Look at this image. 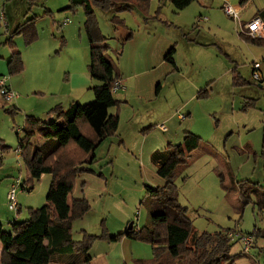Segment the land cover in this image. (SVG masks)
I'll return each mask as SVG.
<instances>
[{
	"label": "rangeland",
	"instance_id": "374dc122",
	"mask_svg": "<svg viewBox=\"0 0 264 264\" xmlns=\"http://www.w3.org/2000/svg\"><path fill=\"white\" fill-rule=\"evenodd\" d=\"M15 2L5 0L8 13L19 12ZM228 3L241 8V19L249 21L264 0H247L242 5L241 0H228ZM69 4V0H36L28 11L29 16H37L39 37L33 47L25 43L23 35L14 37L17 49L24 54V68L27 63L24 75L21 72L10 74L3 58L10 55L7 39L12 26H8L5 10L2 8L0 12V16L4 15L0 18V70L4 62L2 76H7L8 82L16 77L24 87L18 93L27 99L23 101L26 107L45 99L38 97L42 93L34 91L35 84L43 78L36 69H40L42 63L53 74L60 64L66 65L74 56L78 64L87 63L85 12L81 6L76 7L75 12L67 10L65 6ZM223 6L222 0H198L177 14L170 0H151L147 14L138 9L121 12L120 16L127 18L124 20L128 28L111 21L117 14L115 11L94 6L110 47L106 56L122 75L123 87L114 91L121 102L111 108V113L119 114V129L96 149L97 160L91 164L92 171L76 179L70 196L71 199L86 196L91 205L90 211L74 222L75 239L82 238L83 230L98 235L104 228L108 231L115 218L131 219L136 226H143L149 215L147 204L142 202L146 185L162 186L166 182L157 172L152 153L166 148L169 143L182 142L185 132L193 130L205 145L192 153L188 164L176 170L174 181L179 187L180 203L189 207L188 215L200 232L214 233L230 228L251 234L259 230L258 236L253 234L255 246L253 244L247 253L241 241L231 239V255L238 256L234 264H264V212L253 203L243 207L238 193L228 194L219 177L220 172L231 171L239 180L264 184V161L260 157L264 139V48L251 45L241 37L238 23L226 14ZM67 17L78 30L63 42L62 27ZM130 32L134 37L129 39ZM171 47L176 48L173 57L177 67L165 59ZM254 61L263 66L262 81L252 78ZM234 67L253 83L234 85ZM160 83L161 93L157 96L156 87ZM201 90L207 94L198 98ZM252 98L255 105L244 109ZM12 103H6L0 96V138L12 146L7 157H15L12 162L4 161L0 167V220L5 229L10 228L16 213L19 220H24L30 215V208L46 203L52 180L51 174H44L32 190L23 188L28 171L20 157L16 158L19 153L16 147L17 131L26 113L22 109L14 115L9 113ZM165 114L171 116L166 118ZM181 115L185 119H181ZM162 123L166 124L164 131L161 125L157 126ZM249 144L257 155L249 154L246 149ZM210 146L215 152L217 148V157ZM11 181L18 183L21 211L11 210L5 198L13 185ZM227 204L236 215L233 210L232 216L226 212ZM100 240L95 242L94 253ZM138 244L152 251L150 244Z\"/></svg>",
	"mask_w": 264,
	"mask_h": 264
},
{
	"label": "trees",
	"instance_id": "16d2710c",
	"mask_svg": "<svg viewBox=\"0 0 264 264\" xmlns=\"http://www.w3.org/2000/svg\"><path fill=\"white\" fill-rule=\"evenodd\" d=\"M27 1L28 11H31L36 0ZM69 1L67 10L75 12L78 6L84 9V26L90 46L88 69L99 84L94 87L93 101H74L67 108L58 104L49 111L57 115L51 121L27 114L21 129L17 131V151L28 171L23 180V188L32 190L35 182L44 174H51L52 180L43 206L30 208L28 218L15 219L9 229L0 223V241L3 245L1 263H90L91 249L98 239L117 241L128 237L152 245L153 258L150 261L139 259L142 264H234L238 256L231 255L233 243L228 233L235 229L200 232L188 215L189 207L179 201V187L174 181L176 170L178 166L188 164L192 153L205 145L202 144V137L191 131L185 132L182 142L169 143L166 148L152 154L157 172L166 182L162 186L146 185V197L142 202L147 204L149 215L143 226L136 229L131 222L125 231L117 235H111L105 228L100 235L83 230L81 239L74 238V222L82 219L91 209L86 197L70 198L76 179L82 173L92 171L91 164L97 160L96 149L106 138L117 133L120 123L119 114L111 113V108L121 102L115 97L113 86L122 76L106 56L110 47L100 28L94 6L100 5L105 10L115 11L117 14L112 16L111 21L117 25H126L118 14L135 9L147 14L151 0ZM170 1L177 10H182L198 0ZM259 16L264 18V8L259 10ZM36 22V15L20 22L7 39L13 49L8 61L10 74L20 73L24 69L22 54L16 47L14 37L23 35L25 43L32 44L39 37ZM128 35L129 38L131 32ZM240 35L245 41L264 47V37H251L242 32ZM175 52L176 48L171 47L165 59L176 67L173 57ZM232 73L236 86L253 83L244 78L237 67L232 69ZM206 94L201 90L197 96L200 98ZM254 105L255 100L252 98L245 103L244 109ZM8 109L12 112L13 107ZM210 147L215 155H219L216 147V152ZM246 149L249 154L257 155L250 144ZM11 150L12 146L0 138V167L3 165L4 153ZM260 157L264 161V139ZM220 173L218 176L221 184L228 194L237 192L243 207L253 203L260 212H264V184L250 179L239 180L231 171ZM257 232L251 234L256 237L259 235Z\"/></svg>",
	"mask_w": 264,
	"mask_h": 264
},
{
	"label": "crops",
	"instance_id": "0c3cea01",
	"mask_svg": "<svg viewBox=\"0 0 264 264\" xmlns=\"http://www.w3.org/2000/svg\"><path fill=\"white\" fill-rule=\"evenodd\" d=\"M16 1L17 2H15V3H18L19 12L17 14H10V13H8V11L6 9V5L4 3L5 0H0V12L2 11V8H3V10H5V15L8 18V26H9V28H10V26H12V31L18 26V24L20 22H23L26 19L31 17L28 15L29 2L28 1L26 2L25 0H16ZM23 1H25V2H23ZM245 1H247V0H245ZM244 2H242V0H241V5ZM222 4L224 5V0H222ZM67 6H65V7H67ZM261 6L262 7L257 6V10H256L254 17L259 16V10L264 8V4ZM65 7H63V8H65ZM187 7H189V6H187ZM186 8H184L182 10L176 9L175 13L178 12L177 14H180V12L185 10ZM160 9H161V6L158 7L157 13L160 11ZM241 13H242V9H241ZM120 14H122V13H119L118 15L120 16ZM149 14H151V12ZM68 18L69 17H67V19H65L66 25H64V27H62L64 39H66V37L68 38V36L72 35L74 33V30H76V29L78 30L77 25H75L72 22V20H70ZM121 18L127 19L125 16L121 17ZM249 21L248 20H242L243 23H247ZM81 23H82V21H81ZM84 23H85V21H84ZM120 26L128 28L127 25H120ZM80 30H81V28H80ZM133 37L134 36L132 34L129 37V39L133 38ZM36 42L34 41L30 46L33 47L32 45H35ZM15 44H16V41H15ZM88 44H89V42H88ZM251 45H253V44H251ZM16 47H17V45H16ZM257 47H261V46H257ZM261 48H264V47H261ZM19 51L21 52L22 58H23L24 57L23 51L21 49ZM12 52H13V49L10 47V55H7V58L3 57L6 59L7 65H8V61L11 58ZM82 54H84V52H82ZM86 62H87L86 65L78 64L77 60L75 59V56H74V58H70V60L67 62L66 65L60 64L57 67L54 74L52 73V71L50 69H48L42 63L40 65V69L39 68H36V69L38 71V74L39 73L41 74V75H39L40 78L41 77H43V78H42V80H39L35 84L36 87L34 88V91H39L40 93H42L38 97L43 96L45 99L42 102H39L38 104H35V102H33L35 105H33L32 107L31 106L26 107L23 104V101L27 100V99L22 97V96L20 97L18 92H19V90L23 91L24 87L21 86L18 83V81L15 80L16 77H13V79L11 81H9V82L7 81V84L13 91H15L18 94V97L15 98L16 100L14 99L12 101L14 103L9 102V103H12V105H10V106L13 107L12 112H9V113L14 115V114H17V111H19V109H22L26 113L25 117L27 114H31V115H35L41 119H44L46 121H51V120L55 119L57 115L55 113H49V111L58 104H61L64 108H67L74 101H80L81 103H86V102L88 103V102L93 101V99H95L94 87L97 84H99V81L92 78V76L89 72V69L87 68V66L90 63V46H89L88 51H87V61ZM175 62H176V59H175ZM255 62H259V61H254V63ZM176 67H177V63H176ZM262 67L263 66L261 64L260 70H261L262 79H263ZM252 69H253V67H252ZM4 70H5V64L3 62L2 69L0 70V76H2L4 74ZM26 71H27V63L25 65V68L21 71L20 74L25 73ZM251 72H252V70H251ZM22 75H24V74H22ZM44 75H46V76H44ZM121 80H122V77H121ZM160 93H161V83L158 84L156 87V95L158 96ZM0 96H2V95L0 94ZM2 98H3V96H2ZM6 103H8V102H6ZM43 105H45V106H43ZM170 116H171L170 114H165L166 118H169ZM151 118H152V114H151ZM180 118L185 119V116L181 115ZM164 124L165 123L158 124L157 126L164 125ZM160 128H161V126H160ZM164 130H166V128ZM190 131L194 132L193 130H190ZM2 139H4V138H2ZM4 140H6V139H4ZM16 150H17V147H16ZM4 155H5V159L3 160V162L4 161L12 162L15 159V157L14 158H8L6 153H4ZM19 157H20V153L17 154L16 158H19ZM214 171H215V169H214ZM187 176H189V174ZM12 184H13V182L11 181L10 185H12ZM7 194H8V192H7ZM84 197H86V196H84ZM5 198H6V200H8V195L5 196ZM19 207H20V203H19ZM232 210H233V208H232ZM232 210L229 207V205L227 204L226 212L230 213L232 216L233 211H234V213L236 215L235 210H233V211ZM20 211H21V207H20ZM15 218H19L18 213H16ZM14 219H12L10 221V224L14 221ZM2 220L6 221L5 219H2ZM130 220L131 219L115 218V220H113L114 225H109L108 232L111 235H117L118 233L125 231L128 228L129 223H131V222L134 223L133 221H130ZM1 223H2V221H1ZM140 227L141 226H136L135 228L138 229ZM85 231H87V230H85ZM100 241L101 242H98L100 244H97V251L95 253L93 251L95 243L91 249V255H92L91 262L90 263H83V264H142L141 262L138 261L139 259L150 261L151 258H153V247H152V251L148 250V248H146L144 246H140L138 244V242H142V241H139L136 239L123 237L122 239L117 240V241L108 240V239L107 240L101 239ZM143 243H145V242H143ZM147 244H149V243H147ZM2 249H3V245H2V242L0 241V264H2L1 263ZM52 264H61V263H52ZM146 264H148V262Z\"/></svg>",
	"mask_w": 264,
	"mask_h": 264
},
{
	"label": "built area",
	"instance_id": "2783aa9c",
	"mask_svg": "<svg viewBox=\"0 0 264 264\" xmlns=\"http://www.w3.org/2000/svg\"><path fill=\"white\" fill-rule=\"evenodd\" d=\"M226 14L231 16L235 21L238 23L240 31L248 36L251 37H264V19L261 16H256L252 20L247 23H243L241 20V9L233 7L228 3V0H224L223 6ZM3 17V14L0 18ZM252 69V78L254 81H261L262 74H261V64L259 62L253 63ZM8 77L2 76L0 77V94L3 96L6 102H12L15 98L18 97V94L13 91L7 84ZM123 87V82L121 79H118L114 86L113 91H117ZM162 129H165V125H161ZM17 186L18 183H13L12 187L8 192V201H9V208L11 210L18 211L19 202L17 199ZM231 239L237 238L243 244V250L245 252H249L254 244V237L253 234L247 233L244 234L241 231H230L228 233Z\"/></svg>",
	"mask_w": 264,
	"mask_h": 264
}]
</instances>
